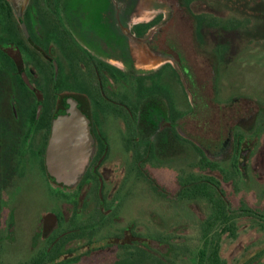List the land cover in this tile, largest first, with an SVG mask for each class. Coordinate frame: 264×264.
I'll return each instance as SVG.
<instances>
[{"label":"flooded vegetation","instance_id":"flooded-vegetation-1","mask_svg":"<svg viewBox=\"0 0 264 264\" xmlns=\"http://www.w3.org/2000/svg\"><path fill=\"white\" fill-rule=\"evenodd\" d=\"M192 2L0 0V264H87L92 257L98 259L93 264H150L156 246L164 261L172 254L169 244L179 241L166 226L158 229L159 239L149 221L140 230L134 214L119 226L117 201L124 205L135 182L162 200L163 209L201 201L208 210L203 199L182 200V174L176 171L173 181L161 184L154 169L186 160L197 170L203 157L221 167L232 145L228 171L239 182L247 176L262 126L255 123L248 135L239 122L231 125L237 116L229 110L239 115L244 96L231 93L216 103L224 89L221 70L235 47L215 53L202 36L208 25L230 32L231 22L251 19L194 13ZM179 17L191 21L186 32L181 26L177 31ZM210 103L218 118L213 135L205 116ZM72 108L88 120L83 148L90 155L76 184L65 186L48 171L46 157L51 141H69L67 128L54 135L55 121L78 113ZM186 120L195 132L184 126ZM182 145L191 157H183ZM161 147L177 151L162 161L156 153ZM109 166L113 177L104 175ZM25 195L42 200L33 220L19 217ZM61 203L70 208L61 209ZM197 238L199 245V229Z\"/></svg>","mask_w":264,"mask_h":264},{"label":"rangeland","instance_id":"rangeland-1","mask_svg":"<svg viewBox=\"0 0 264 264\" xmlns=\"http://www.w3.org/2000/svg\"><path fill=\"white\" fill-rule=\"evenodd\" d=\"M191 11L194 13L207 11L217 16L225 15L242 20L251 19V21L243 22L242 25L241 23L231 22L232 26L228 27L231 29L230 32L226 29L223 31L218 25H208L205 27L207 32L202 37L204 46L213 50L215 53L217 51L221 52L220 49L222 47L228 46L231 49L235 47V53H233V49L229 62H226V67H222L223 72L221 70V73L223 74L222 78H224V89L221 88L219 90L215 99L216 103L221 105V103L229 98L231 93L238 94L242 97L244 96L245 98L240 100L242 109L239 115L234 114V108H230L229 110L230 116L233 115L235 118L236 116L237 118H242L241 121L237 118L234 121L232 120L231 125L233 126L235 122L237 124L239 122V125L244 126L243 129L248 135L252 134L255 123L262 126L260 135L256 139V144L253 146L252 153L247 160V176L243 177L242 181L239 182L235 176L230 175L229 181L231 182H227L226 187L233 193L232 200L235 206L241 200L252 207L264 206V0H193L191 3ZM190 22L187 18L179 17L177 31L180 30L181 26L182 31L186 32V28L190 29ZM211 32L218 34L219 37L218 35L215 38L212 37ZM185 40L189 44L187 38ZM210 87L209 84V95L211 93ZM217 88H215L216 91ZM215 109L216 106L210 103L209 108L205 111V116L208 119L207 123L211 128V135H213V127L215 128L218 120L216 113H212ZM258 109H261L259 120L256 117ZM184 126L190 131L195 132L194 129L196 128L190 120H186ZM208 148L211 147L208 146ZM162 149L163 151H156L158 159L162 161L170 159L175 151H177H166L165 147ZM180 151L184 158L188 155L191 157V152L185 145L181 146ZM232 151L233 147L231 145L227 151L225 150L228 157L219 162L225 173L228 171L227 161L230 159ZM207 157L215 161L214 158ZM192 163L183 160L176 164L156 168L154 169V173L158 174L157 179L159 183L169 184L168 182L173 181L175 178L176 171L178 174L183 175L195 169ZM111 168V166L105 168L104 175L113 177L115 172ZM206 172L212 173L217 177H221L222 175L219 170ZM140 185L135 182L134 193L129 198L124 199V205H122L123 199H117L121 200L117 201L121 204L118 213L124 218H121L118 222L120 223L119 226L128 222L133 214L138 219L137 222L140 225V230H142L143 224L146 225V222L149 221L152 236L158 232L160 227L166 226L167 234H175L179 241L169 244L168 251L172 254L164 257L163 264H195L193 252L198 246L197 221L205 218L208 211L207 205L201 201H195L190 203L184 202L173 208H169L166 204V209H163L162 200L152 192H144L146 189L143 187L141 189ZM21 201L19 217L22 215L24 219V216L27 215V217L33 220V214L35 213L33 208L37 201L42 202V200L25 195ZM60 208L67 209L70 207L65 203H61ZM65 214L66 216L68 215L67 212ZM238 222L237 236L234 239L229 236H224L221 241L220 254L224 259V264H264V255L256 257V254L264 248V231L258 230L252 220L248 218H242ZM19 245L20 242L15 245V248H19ZM185 247H187V254L180 253L184 251ZM154 248L158 250L157 246ZM151 254L159 258L158 253L154 249H151ZM95 260V257H92L87 264H93L98 259ZM140 264H143V262H140Z\"/></svg>","mask_w":264,"mask_h":264},{"label":"trees","instance_id":"trees-1","mask_svg":"<svg viewBox=\"0 0 264 264\" xmlns=\"http://www.w3.org/2000/svg\"><path fill=\"white\" fill-rule=\"evenodd\" d=\"M196 168L197 170L193 169L191 172L182 175L178 188L182 200L200 198L209 205L205 218L198 222L201 243L193 252L195 264H224V260L220 256L222 235L227 234L234 239L237 236L238 221L242 218H248L254 224L257 223L256 220L261 221V227L264 231V210H260V213L259 209L250 206L243 200L238 205H234L233 195L227 191L225 185L230 175L235 176L233 171L225 173L221 167L204 157L199 161ZM214 170H219L225 180L222 181L212 173L206 172ZM227 173L229 174L227 175ZM137 235L135 233L136 237ZM152 237L159 239L157 233ZM151 249L158 253L157 248ZM186 251L187 247L180 253L187 254ZM263 255L264 248L256 254V257ZM163 263L162 259L151 254V264Z\"/></svg>","mask_w":264,"mask_h":264},{"label":"water","instance_id":"water-1","mask_svg":"<svg viewBox=\"0 0 264 264\" xmlns=\"http://www.w3.org/2000/svg\"><path fill=\"white\" fill-rule=\"evenodd\" d=\"M74 110L78 113H73ZM71 112V115L55 121L54 133L55 136H58L64 133V129L67 128L65 133L70 137L69 141L66 140L62 143L51 141L46 157L48 171L55 177L56 183L65 186L76 184L85 170L90 155V151L83 148L85 144H88L90 138L88 120L78 109L72 108ZM214 160L216 159L214 158Z\"/></svg>","mask_w":264,"mask_h":264}]
</instances>
